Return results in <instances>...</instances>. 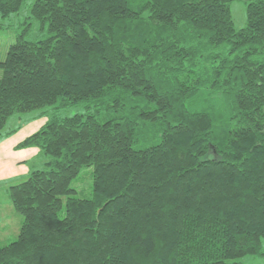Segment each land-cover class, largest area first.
<instances>
[{
    "label": "trees",
    "instance_id": "1",
    "mask_svg": "<svg viewBox=\"0 0 264 264\" xmlns=\"http://www.w3.org/2000/svg\"><path fill=\"white\" fill-rule=\"evenodd\" d=\"M233 2L0 0L41 31L0 61V140L15 114L49 116L17 146L48 161L9 189L23 223L0 264L264 257V0L241 29Z\"/></svg>",
    "mask_w": 264,
    "mask_h": 264
},
{
    "label": "rangeland",
    "instance_id": "2",
    "mask_svg": "<svg viewBox=\"0 0 264 264\" xmlns=\"http://www.w3.org/2000/svg\"><path fill=\"white\" fill-rule=\"evenodd\" d=\"M28 6L18 15L0 18V23L4 28L0 29V61L6 58L10 45L16 41L18 34L22 33L25 28H31L30 39L41 36L37 23L33 26L28 25L30 23ZM232 15L237 29L246 26L247 13L244 0H234ZM2 75L3 71L0 68V78ZM77 111L80 110H57L60 116H69ZM48 118V114L41 111L15 114L8 120L1 132L5 137L0 140V247L6 246L18 238L23 223V216L15 209L11 201L10 187L24 181L33 170L45 168V163L48 161L47 156L38 147L18 149L17 146L28 136L37 132L48 121ZM6 133L9 135L7 136ZM22 172L23 175L20 177L14 176L15 173ZM73 187L77 191L75 196L91 197L93 167L82 169L73 182ZM239 261L242 264H264V257L246 256Z\"/></svg>",
    "mask_w": 264,
    "mask_h": 264
},
{
    "label": "crops",
    "instance_id": "3",
    "mask_svg": "<svg viewBox=\"0 0 264 264\" xmlns=\"http://www.w3.org/2000/svg\"><path fill=\"white\" fill-rule=\"evenodd\" d=\"M21 175H23V172H22V173H19V174L15 173L14 176L20 177ZM17 177H16V178H17Z\"/></svg>",
    "mask_w": 264,
    "mask_h": 264
}]
</instances>
